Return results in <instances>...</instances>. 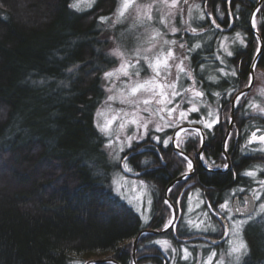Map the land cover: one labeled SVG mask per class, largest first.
Masks as SVG:
<instances>
[{"label":"trees","instance_id":"16d2710c","mask_svg":"<svg viewBox=\"0 0 264 264\" xmlns=\"http://www.w3.org/2000/svg\"><path fill=\"white\" fill-rule=\"evenodd\" d=\"M257 2H231L235 24L227 34L238 31L246 40L245 46L236 47L234 55L226 59V70L235 67L236 77H223L217 71L225 67L215 60L217 38L225 32L211 29L202 36L190 32L177 35L188 47L203 44L191 54L190 63L197 80L204 81L207 102L217 107L210 93H222L221 122L209 133L205 148L206 155L216 160L222 157L227 115L231 114L226 93L233 90L227 97L232 101L249 84L259 47L250 23ZM104 3L111 5L114 0H99L95 8L82 12L71 7L72 0H0V264H72L79 256L108 252L112 253L109 259L133 264L132 246L138 234L144 229H164L163 216L168 208L164 192L186 164L171 144L165 147L147 138L137 151L126 154L139 176L152 185L150 222L145 223L129 204L114 195L98 172L104 137L95 127V113L104 98L102 75L116 63L115 58L104 55L107 41L96 15L98 5ZM226 4L225 0H208L210 7H221L223 26L230 24ZM258 17L264 40V7ZM204 23L196 24L198 33ZM201 64L206 65L203 73ZM257 67L264 69V46ZM210 73L218 82L207 81ZM247 105L246 100L235 112L239 135L228 145L230 168L221 172L198 166L191 178L178 182L169 192L172 202L180 198L184 185L192 183L189 189H200L205 201L218 209L232 189L245 187L244 192H237L239 196L248 192L252 180L241 175L246 169L261 165L259 174L264 179V152L243 148L251 131L257 127L264 131V117L251 114ZM206 109L201 107V113ZM201 113H194V118ZM192 145L187 150L198 152L200 141ZM92 161L96 166H90ZM188 194L183 195L184 203ZM196 235L179 222L165 234H143L137 262L168 264L152 241L165 236L182 245L186 242L178 237ZM251 248L242 264H264L254 241Z\"/></svg>","mask_w":264,"mask_h":264},{"label":"snow or ice","instance_id":"6c2138e0","mask_svg":"<svg viewBox=\"0 0 264 264\" xmlns=\"http://www.w3.org/2000/svg\"><path fill=\"white\" fill-rule=\"evenodd\" d=\"M83 2L85 0H74L71 7L80 10ZM180 2L181 0H170V2L169 0H152L151 3H141L140 0H120L114 13L115 18L110 24V27H115L117 24H123L126 20H132L129 28L121 32L119 36L111 38L115 46L104 53L107 57L118 59L119 63L116 67L103 73V80L107 82L104 90L110 94L107 95L104 101L106 107L97 109V119L94 123L98 132L107 138L104 149L108 153V163L113 167L121 166L126 173H132L133 168L129 165L130 157L126 154L121 157V153H125L126 149H132L134 142L144 140L146 137H150L152 140L160 143L161 137L159 135H152V132L164 133L167 129H175L185 122L188 125H201L202 127L197 128L179 127V131L175 132V137L167 136L162 143L167 147L170 141L174 140L175 148L179 149L186 137L195 135L200 138L201 148H203L205 130L210 133L221 122L219 111L222 107L220 104L222 93L219 91L210 93L216 98L217 107L213 108L206 100V92L203 90L204 81L197 80L190 64L191 54L201 49L203 44L198 42L188 47L186 42L181 43L176 39L167 38L168 33L174 36L181 32V28H177L173 23L176 19V12H180L182 15V9L178 7ZM183 2L187 4L188 0H183ZM229 4H231V0H229ZM91 6V3H89L88 7ZM162 6L169 9V11L163 13ZM196 7L198 8L199 5ZM255 15L254 13L252 19V27L254 29L257 28ZM229 16L231 17V10H229ZM99 19L102 23H106L110 20V17L101 16ZM204 19L203 13L198 17H193L192 10L189 8V20L182 21L184 25L188 26L184 28V31L190 32L192 36H202L204 30L202 29L198 33L195 27H191L190 21H202ZM157 24L162 25L164 31L159 27H155ZM212 24L216 29H221L220 24L216 23L215 18L212 19ZM229 27H231V23ZM221 31L223 30L221 29ZM208 39H211V37H208ZM228 40L229 37H223L220 47L215 53V60L225 65V67H221L217 71L223 77H236L237 69L235 67L226 70L228 68L226 58L234 55V52L230 50V46L225 44V41ZM237 42L245 44L239 32L235 33L232 39V44ZM175 47L184 50L185 54L183 56L177 55V52L174 50ZM256 55H261V47L257 48ZM145 66L150 70L151 74L147 77H142L141 73L145 71ZM205 68V64L200 65L201 73L204 72ZM173 70H175L174 78ZM72 71V68L68 69L69 73ZM206 79L209 82H218V77L211 73ZM251 79L250 76V84ZM185 80H189L190 83L185 85ZM117 81L120 82L119 87H117ZM39 83L43 84L44 81L41 80ZM232 95L233 90H228L226 101L229 104V111L240 107L242 105V97H246L247 93L240 92L235 95L234 101L227 100V97H231ZM116 101H119L121 105H126V107L114 109L112 102ZM184 104L188 105L186 109L182 107ZM201 107L207 108L206 115L201 113ZM246 107H251L253 112L258 110L260 114H264V106L258 103L250 102ZM193 113H201L200 118L197 120L189 119V116ZM227 123H233L231 116L227 117ZM113 125H116V127L114 128ZM150 125L152 126L151 128ZM129 127L134 128L131 134H128ZM237 135H239V132ZM230 139H232V133H228L224 144L222 157L225 159L227 158L225 154L227 153L228 140ZM256 144L260 145V147L251 148L250 151L264 152V131L259 127L251 131L243 148L249 149L251 145ZM179 155L186 162L185 171L181 174L182 179L186 181L189 179L190 174L193 173L194 165L192 159L185 155L183 151H180ZM199 158L210 170L214 167H220L219 165H215L214 161L209 163L202 151L199 154ZM90 166H96V162L92 161ZM223 168L228 169L229 164L225 163ZM261 171V167L257 165L246 169L241 174L244 177L252 178L259 185V189H250L251 197H244L245 207L243 208L239 207L240 202L238 200H232V197L237 192L245 191L243 187L239 189L234 188L231 193L226 194L223 203H219L218 210L212 208V202H206L201 198L202 193L200 189H196L195 197L192 193L188 194V213L196 212L197 209L201 208V205L206 203L207 208L211 210L213 215L220 217L223 223L221 239L227 237V248L220 251L219 259L215 261V264H242L244 257L248 255V245L242 235L244 226L253 220L255 216L264 214V203H260L258 210L254 207L255 202L260 200L262 193H264V179H256L258 173ZM98 172L107 176L102 167L98 168ZM233 175L235 177V173ZM133 183L135 185V182ZM139 184L142 188L145 187L143 180H140ZM110 190L114 191L118 198L125 199L129 204L133 203L131 199L125 197L119 184H116L114 189L110 185ZM142 197L143 191L140 196L136 197V200L139 202L136 211L141 213V215H143ZM148 203L149 205L152 203L151 198H149ZM179 203L180 200L177 199L176 204L179 205ZM165 204L173 211L172 218L164 225V231H167L169 228H175L176 212L179 209L173 208L172 204L168 201H165ZM233 210H235L236 214L246 216L247 218L234 219ZM196 216L197 220L195 221L192 219L185 221L190 229L204 233L210 230L212 232L219 230L216 225L211 223L208 211L196 212ZM201 216L204 219H200ZM154 243L164 252L171 250L173 253L172 264H176L177 248L172 245L170 240L161 239ZM210 243L215 245L218 244V241L213 240ZM180 251L183 253L179 256L181 261H188L192 257V253L187 247L182 246ZM217 255L216 249L213 248L203 264H212Z\"/></svg>","mask_w":264,"mask_h":264},{"label":"rangeland","instance_id":"374dc122","mask_svg":"<svg viewBox=\"0 0 264 264\" xmlns=\"http://www.w3.org/2000/svg\"><path fill=\"white\" fill-rule=\"evenodd\" d=\"M192 1L193 0H189V2H187V4H185L183 2V0H181V2L178 5V7L182 9V15H181L180 12H176V19L173 21L174 25L177 28H181V32L175 34L174 36L171 33H168V35H167V38L168 39H176L177 41H179L181 43H184L185 42L181 38H178L177 35L178 34H184V33H186V31H184V28H186L188 26L187 25H184L182 23V21L189 20V8H191V10H192V16L193 17H198L201 13H203L204 17L206 18V13H210L209 8H207V7L205 8V6L203 5V2L201 0H195V1H193V3H190ZM73 2H74V0H72V3ZM98 2H99V0H85V2H83L81 4V9L80 10H77V11H81L82 12V11H87V10L93 9L98 4ZM119 2H120V0H114V3L111 4L112 6L109 5L108 3L107 4L104 3L103 5H98L100 7L98 9H96L97 10V14L96 15L99 16L98 18H100L101 16L110 17V20L108 22H106V23H102L100 21V19H99V21H100V23H101V25L103 27V34H104L103 35V38H105L106 41H107V47H106L107 51L115 46L114 43H113V40L111 38L114 37V36H119L121 32H124L125 29L129 28L130 25L132 24V20L129 19V20H126L123 24H117L115 27H110L111 21L115 18L114 17V13H115V10L118 7ZM140 2L141 3H151L152 0H140ZM169 2H170V0H169ZM89 3H91V5H92L91 7H88V4ZM197 5H199L198 8L196 7ZM107 9H110V10L108 12L106 11L107 13H105L104 10H107ZM168 11H169V9H167L166 7H163L162 6V12L163 13H167ZM173 11H175V10H173ZM204 20H202V21L201 20H192V21H190L191 27H195L196 28V24L197 23L200 24ZM255 20H256V24L258 26V19H256V17H255ZM155 27H159L162 31H164V28H163L162 25L157 24V25H155ZM256 29L258 30V27ZM140 30L142 31V29H140ZM237 32L238 31H236L235 33H237ZM235 33L227 34V32H226V33L220 35L217 38L218 39V42H219L218 49L220 47V42L223 40V37H225V36L229 37V40L228 41H225V44L226 45H229L230 46V50H232L233 52L235 51L236 47H238V46H245L246 45V40L244 38V35L241 32H239V33L243 37V39L245 41V44H239L238 42L235 43V44H232V39L234 38ZM174 50L177 52V55L183 56L185 54V51L179 49L178 47H175ZM118 63H119V60L116 59L115 65L113 67H111V68L116 67L118 65ZM110 69H108V70H110ZM150 74H151L150 73V70H148L146 68V66H145V71L141 73V76L142 77H147ZM174 75H175V70H173V78H174ZM255 76H256L255 84H254L253 88L251 89V91L247 93V96L246 97H242V103H244L247 100L248 104L250 102H255V103L260 104L261 106H264V69L263 68H260V67H257V65H256ZM106 83L107 82L103 80V75H102V85H103V89H104V86H105ZM189 83H190L189 80H185L184 81V84L185 85H188ZM119 84H120V82L117 81V87H119ZM109 94L110 93H107L104 90V98L102 99L101 103L98 105L97 109L98 108L106 107L104 105V101L106 100V97ZM177 99H179V98H177ZM112 107L114 109H116V108L126 107V105H121L119 103V101H116V102H112ZM182 107H184L186 109L188 107V105L187 104H184V105H182ZM212 107L213 108H216V106H214V105H212ZM249 108H250V113L251 114H253V115H259V116L264 117V114H260L258 112V110L256 112H253L252 108L251 107H249ZM97 109H96V111H97ZM206 111H207V109H206ZM206 113L207 112H202V114H205V115H206ZM193 114H191L189 116V119L197 120V119L200 118V117H195L194 118V115ZM228 116H231V114L229 113L227 115V117ZM96 119H97V117H96V113H95V120ZM186 124L187 123L185 122L182 125H186ZM113 127L115 128L116 125H113ZM151 127L152 126L150 125V128ZM175 130H176V128L175 129H167L164 133H155V132H152L151 134L152 135H159L161 137V142L160 143H162V141L164 139H166L167 136H172L173 135V132ZM132 131H134V128L129 127L128 134H131ZM182 135H184V134H182ZM192 136H195V135H192ZM192 136H190V137H192ZM233 136H235V134H232V139H233ZM147 138H150V137H146L144 140H141V141H138V142H134V147L132 149H126L125 150V153H121V157H123L125 154H127L129 152H135V151H137L138 147L140 146L139 144L141 142L145 141ZM188 138L189 137H186V139L181 144V146L182 145H185V143H186V141H187ZM232 139H230L228 141V145L230 144V142L232 141ZM198 140H199V137H198ZM106 142H107V138L104 137V143H103V149H102V151H103L102 153L103 154H102V157L100 159L99 165H100V167H102L104 169V172L107 173V176H105L103 174H100L101 175L100 177L103 178V179H105L108 182L109 189H110V185L114 189L115 186H116V184H119L121 186V190L124 193L125 197L127 199H131L133 201V203L132 204H129V203L126 202L125 199H121V200H123L124 202H126L127 204H129L135 211H136V207L139 206V202L136 200V197L137 196H140L141 195V192L143 191V197H142V205H143L142 212H143V215H141V213H139L137 211L136 212L141 216L142 220L145 223L150 222V220L152 218V214H153L152 212H153V205H154V202H153V200H154L153 197L154 196L152 194V185L149 184L148 182L144 181L139 176L141 173L139 171H137V169L132 165L131 159H129V165L133 168V172L132 173H126L122 169L121 166L113 167L110 163H108V161H109L108 153L104 149V144ZM154 143H157V142L154 141ZM170 143H171V141H170ZM162 145H163V143H162ZM250 147L259 148L260 145L256 144V145H251ZM206 160L209 163H212L214 161L215 162V165H219L220 167H223V165L225 164L223 162V160H225V158L223 159L222 157L219 160H216V159H212L211 161L208 160V159H206ZM258 166H260L261 169H262V171H263L262 166L261 165H258ZM185 168H186V164H185ZM137 173H139V175H137ZM256 179L257 180L262 179L261 178V174L258 173V176L256 177ZM140 180H143L145 182V187H143V188L141 187V185L139 184V181ZM251 180H252V178H251ZM114 181H115V183H113ZM133 182H135V185H134ZM190 184H192V183H190ZM243 188L246 190L245 187H243ZM252 188L259 189V185L256 182H254L253 180H252L251 186L248 188V192H247L250 195H251L250 189H252ZM196 189H198V188L192 187L189 190V191H191L190 193H192L194 197H195ZM112 192L114 193V195H116L114 191H112ZM201 193H202V191H201ZM186 194H187V192H186ZM164 196H165V192H164ZM233 197H232V200H233ZM149 198H151V201H152V203L150 205L148 203ZM201 198L204 199L203 196ZM256 202H257L256 203V209L258 210L260 203H264V193H262L260 200H258ZM187 205H188V197L186 199L185 207L183 208L181 217L179 218L177 216V218L175 220V223H178L179 222L180 225L182 223L185 224V225H187L185 223V221L187 219H192L194 221L197 220L196 212L208 211L209 212V217L211 218V223H213L214 225H216L219 230L217 232H212L210 230L209 232H207V234L208 233L217 234V237H220L222 235V233H223V228L222 227L223 226H221L219 224L218 216L213 215V213L211 212V210H209L208 208H205L204 205H201V208L200 209H197L196 212L188 213V211H187ZM172 215H173L172 209L167 208L165 210V214L163 216L164 222H163V226L162 227H164L165 223H167V221L172 218ZM233 218L234 219H246L247 217H235V216H233ZM200 219H204V217L201 216ZM189 230L198 233V235L201 234V233H204V232H198L195 229H190L189 228ZM202 235H204V234H202ZM242 235H243V239L247 242L248 249H249L248 255L246 257H244V259L247 258L250 255V253H251V250H252V248H251V242L252 241H254L258 245V247L260 249V252H261V255L264 256V240H263V238H264V214H260L258 216H255V218L253 220H251L248 224H246L244 226V230H243ZM161 239H168V240H170L171 243H172V245L177 248L176 264H203V262L207 259L208 255L213 250V248L216 249L217 254H218L217 257L214 258V260L212 262V264H215V261L217 259H219V253H220V251L222 249L226 250V248H227L226 241H225V243L223 242L224 244L222 246H220V247H211L210 245H207L205 243H188V244L178 245V244L174 243L171 238H168V237H165V236L164 237H158V238L154 239L152 242H153V244H155L154 243L155 241L161 240ZM182 246L183 247H187L189 249V251L192 253V257L188 261H181L179 259V256L183 254L180 251ZM201 246H203V247H201ZM133 250H134V243H133V246H132V255H133ZM137 250H138V248H137ZM162 252L166 256L167 261H168V264H172L173 253L171 252V250H169L168 252H164V251H162ZM111 255H112L111 252H108V253H91V254H85V255H82V256L77 257V259H75L72 262V264H87L88 262H90L89 264H96V263L93 262L94 260L109 259ZM244 259H243V261H244ZM133 264H134V259H133Z\"/></svg>","mask_w":264,"mask_h":264},{"label":"flooded vegetation","instance_id":"af4514ba","mask_svg":"<svg viewBox=\"0 0 264 264\" xmlns=\"http://www.w3.org/2000/svg\"><path fill=\"white\" fill-rule=\"evenodd\" d=\"M193 1H195V0H193ZM193 1L192 2H190V3H193ZM202 2H203V5L205 6V8L207 7V8H209V11H210V13H206V18H205V20H204V24H206V26L204 25L202 28H201V30L203 29L204 30V32H207V31H209V30H211V29H215V30H217L213 25H212V22H211V20H210V16H212L213 18H215L216 19V22L218 23V24H220V26H222V27H229L228 25L227 26H223L222 24H221V20H220V17H219V13H220V10H221V7H219V5L216 7H210L209 5H208V0H201ZM224 1V0H223ZM225 1H227V9H228V6L230 7L231 6V4H229V0H225ZM233 0H231V2H232ZM238 2L239 1H241V0H237ZM258 2H257V5H258V3H259V0H257ZM188 2H189V0H188ZM257 5H256V7L254 8V10H253V12H252V14H251V16H250V23H251V25H252V18H253V14L255 13V11H256V8H257ZM261 7H264V0L262 1V4H261V6L258 8V10H257V12L255 13L256 15H255V17H256V19H258L259 17H258V12H259V9L261 8ZM210 14V15H209ZM237 19H239V16H237ZM229 23H230V21H229ZM258 27V26H257ZM221 32V31H220ZM236 116V115H235ZM188 124H186V125H181V126H179V127H184V126H187ZM191 126H200V127H202L201 125H191ZM229 126H230V124L228 123V127H227V129H229ZM179 127L178 128H176V130L177 129H179ZM185 128H188V127H185ZM176 130L173 132V137H174V135H175V132H176ZM234 130H235V137L236 136H238L237 135V133H238V129H235V123H234V126H233V128H232V130H231V133L233 134V132H234ZM226 132H228V130H226ZM227 134V133H226ZM226 134H225V136H226ZM196 137V138H195ZM208 138H209V132H207V130H205V145H204V147H203V155H204V157H205V159H208V160H212V159H214V156L213 155H206V153H205V148H206V144H207V140H208ZM224 140H225V138H224ZM194 141H198V136H192V137H189L188 139H187V141H186V143H185V145H182V146H180V149L181 150H183V151H185L187 154H188V156L189 157H191L192 159H194V161H195V163H196V168L194 169V171H193V173H191V175L189 176V178H191L192 176H193V174H195V172L197 171V168H198V166H204V167H206V168H208L206 165H205V163L202 161V160H200V158H199V151H200V149H201V142H200V147H199V149H198V152H196V153H194V151L193 150H190V151H188L187 149H189L191 146H193L192 144H193V142ZM199 141H200V138H199ZM229 141V140H228ZM171 146H172V148H173V150H175L176 152H178L176 149H174V147H173V144H172V141H171ZM251 148H253V147H250V149ZM179 153V152H178ZM223 153H224V141H223ZM226 155V154H225ZM128 156H130V155H128ZM227 163L229 164V168H230V166H231V158H230V156H229V154H228V150H227ZM228 168V169H229ZM209 169V168H208ZM228 169H225V168H223V167H214V168H212L211 170H214V171H221V172H225V171H227ZM185 171V170H184ZM184 171L183 172H181L180 174H182V173H184ZM181 176V175H180ZM179 177V176H178ZM174 180V179H173ZM177 184V183H176ZM175 184V185H176ZM175 185L171 188V191L175 188ZM190 185H192V184H187V185H184L182 188H181V190H180V198H179V200H180V203H179V205H177L176 204V202H173L174 203V205H175V207H176V209H179L178 211H177V216L178 217H180L181 216V214H182V211H183V208L185 207V203H183V195L184 194H186V192H188V193H190L191 191H189L190 189H189V186ZM178 189V188H177ZM170 191V192H171ZM187 193V194H188ZM246 195H250V194H248L247 192H245V193H242V196H239L238 194H236V195H234V197H233V201H236V200H238L240 203H239V205H240V207L241 208H243V207H245V204H244V197L246 196ZM257 203V202H256ZM204 207L205 208H207V204H204ZM213 208V207H212ZM218 208V207H217ZM214 209V208H213ZM233 216H235V217H237L236 215H235V212H234V210H233ZM221 218L220 217H218V221H219V224L221 225V226H223V224L221 223V220H220ZM223 228V227H222ZM202 236H208L207 235V233H205V235H202V234H200V235H196V236H194V237H190V238H179L178 237V239H182V241L183 242H186L185 244H188V243H205V244H207V245H210L211 247H220V246H222L224 243H221L220 245H214V244H211L210 242H207V241H204L201 237ZM208 237H210V236H208ZM211 238H215V239H220L221 238V236L220 237H211Z\"/></svg>","mask_w":264,"mask_h":264},{"label":"water","instance_id":"95a60500","mask_svg":"<svg viewBox=\"0 0 264 264\" xmlns=\"http://www.w3.org/2000/svg\"><path fill=\"white\" fill-rule=\"evenodd\" d=\"M262 1H263V0H259V3H258V5H257V8H256L255 13L257 12L258 8L261 6ZM229 10H231V9H230V7L228 6V15H229ZM229 17H230V16H229ZM212 19H213V17L210 16V20H211V22H212ZM252 19H253V18H252ZM216 23H217V22H216ZM230 23H231V27H222V26H221V29L223 30L222 32H230V31L233 30V28H234L235 20H234V17H233L232 11H231ZM212 25H213V24H212ZM213 26H214V25H213ZM214 27H215V26H214ZM221 29H218V30L221 31ZM253 29H254V28H253ZM254 32H255V34H256L257 37H258V40H259V47H261V53H262V51H263V46H264V40H263V38L261 37V35H260V33H259V31H258L257 29H254ZM259 58H260V55H259V56L256 55L255 58H254V61H253V63H252V67H251V78H252V79H251V84L249 83V84L247 85V87H245V88H244L243 90H241L240 92L248 93V92H250L251 89L253 88V86H254V84H255V80H256L255 69H256V65H257V63H258ZM240 92H238L237 94H239ZM237 94H236V95H237ZM234 99H235V96H234V98H233L232 101H234ZM235 112H236V109L231 110V117H232L233 123L230 124V126H229L228 132H227V134H226V136H225L224 144H225V141H226V139H227V137H228V133H231V130H232L233 126H234V123H235ZM185 127H188V128H197V127H200V126H191V125H187V126H184V128H185ZM176 131H179V129H177ZM174 137H175V135H174ZM172 144H173L174 149H176L178 152L183 151V150H181L180 148H179V149L175 148V146H174V140L172 141ZM204 145H205V138H204V144H203V147H204ZM201 151H203V148L200 149L199 154H200ZM183 152H184L185 155L188 156V154H187L185 151H183ZM226 156H227V153H226ZM188 157H189V156H188ZM190 158H191V157H190ZM191 159H192V158H191ZM192 162H193L194 169H195V168H196V163H195L194 159H192ZM190 175H191V174H190ZM182 180H183V179H182V176H179V177L175 178L174 180H172V181L168 184V186L166 187V190H165V198H166V200H167L170 204H172L173 208H176V207H175L174 203L170 200V197H169V192H170V191H169V189H171L176 183H178V182H180V181H182ZM246 196L251 197V195H246ZM236 201H237V200H236ZM239 207H240V205H239ZM254 207L256 208V202H255V204H254ZM234 212H235V210H234ZM235 215H236L237 217H246V216H240V215H238V214H236V213H235ZM176 217H177V212H176ZM220 220H221V219H220ZM174 223H175V222H174ZM221 223H222V221H221ZM222 224H223V223H222ZM170 229H171V228H169L167 231H164V229H162V230H153V229H144V230H142V231L138 234V236L136 237L135 242H134L133 259H134L135 264H138V262H137V248H138V243H139V239H140V237H141L143 234H146V233H152V234H165V233H167ZM201 238H202L204 241H207V242H210V241H213V240L218 241V244H215V245H220L221 243H223V242H225V241L227 240V237L224 238V239H221V238H220V239H215V238H211V237H208V236H202ZM100 261H108V262H112V263H114V264H120L119 262H117V261L114 260V259H99V260H94L93 262H94V263H97V262H100ZM89 263H90V262H88L87 264H89Z\"/></svg>","mask_w":264,"mask_h":264},{"label":"bare ground","instance_id":"6f19581e","mask_svg":"<svg viewBox=\"0 0 264 264\" xmlns=\"http://www.w3.org/2000/svg\"><path fill=\"white\" fill-rule=\"evenodd\" d=\"M218 30V29H217ZM219 31V30H218ZM222 32V31H221Z\"/></svg>","mask_w":264,"mask_h":264}]
</instances>
